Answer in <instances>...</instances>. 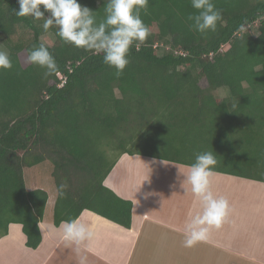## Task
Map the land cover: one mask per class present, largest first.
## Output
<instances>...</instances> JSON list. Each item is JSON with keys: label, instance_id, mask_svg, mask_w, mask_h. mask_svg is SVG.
Returning a JSON list of instances; mask_svg holds the SVG:
<instances>
[{"label": "trees", "instance_id": "16d2710c", "mask_svg": "<svg viewBox=\"0 0 264 264\" xmlns=\"http://www.w3.org/2000/svg\"><path fill=\"white\" fill-rule=\"evenodd\" d=\"M79 3L103 19L107 0ZM214 3L223 19L201 34L190 27L191 0H149L141 18L151 34L130 50L117 78L102 54L64 43L43 20L16 15L18 0H0V43L12 61L0 69V238L19 223L25 245L40 244L48 194L28 189L24 170L43 161L56 188V226L86 209L129 228L132 202L104 180L125 153L190 166L195 160L180 157L173 137L191 136L195 153L207 136L220 147L207 151L218 161L213 172L264 182V0ZM41 43L58 66L47 77L27 62ZM163 138L170 145L161 148ZM61 184L65 195L57 198Z\"/></svg>", "mask_w": 264, "mask_h": 264}, {"label": "crops", "instance_id": "0c3cea01", "mask_svg": "<svg viewBox=\"0 0 264 264\" xmlns=\"http://www.w3.org/2000/svg\"><path fill=\"white\" fill-rule=\"evenodd\" d=\"M141 156L122 154L104 180L132 202L129 228L85 209L78 217L95 223V235L76 245L62 238V222L56 226L43 214L42 239L32 249L21 225L10 223L0 238V264H15L21 256L22 264H79L80 256L86 264H264V196L216 187L232 179L247 185L244 191L263 192L264 182L212 172L211 190L229 201V215L219 229L211 228L206 241L187 248L185 226L201 211L186 180L189 165ZM150 242L155 243L151 252L159 245L161 254L149 252Z\"/></svg>", "mask_w": 264, "mask_h": 264}, {"label": "clouds", "instance_id": "9594fccd", "mask_svg": "<svg viewBox=\"0 0 264 264\" xmlns=\"http://www.w3.org/2000/svg\"><path fill=\"white\" fill-rule=\"evenodd\" d=\"M18 4L16 15L43 20V29L48 31L55 28L64 43L95 55L102 54L103 63L116 70L117 78L130 63V50L135 47L138 52L139 45L151 34L141 18L142 10L147 12L149 0H107L105 15L99 22L96 11L81 5L79 0H18ZM191 6L197 12L188 18L192 21L190 27L201 34L215 32L223 16L221 10L215 7L214 0H191ZM27 62L45 69V77L52 75L58 67L54 56L43 43L29 51ZM11 68L10 54L0 50V69ZM217 163L213 152H202L189 166L186 180L191 192L200 201L201 211L193 215L185 226L184 246L187 248L206 241L211 228L219 229L229 215V201L223 196L214 195L211 190L210 177ZM66 187V184H61L57 188V198L64 197ZM95 227L94 222L77 217L63 221L59 231L65 241L80 245L93 239ZM86 259L80 256L79 264H86Z\"/></svg>", "mask_w": 264, "mask_h": 264}, {"label": "rangeland", "instance_id": "374dc122", "mask_svg": "<svg viewBox=\"0 0 264 264\" xmlns=\"http://www.w3.org/2000/svg\"><path fill=\"white\" fill-rule=\"evenodd\" d=\"M41 41L47 45H50L53 41V37L50 34H44L41 37ZM0 50L8 52L6 46L3 45L2 43H0ZM203 83H205V82L203 81ZM224 93L225 92L222 89L218 90V94H219L218 96H222V95H224ZM173 138H174L172 140L173 146L182 150V152L180 153V157L184 158V159L195 160L196 155L199 154V153H196L197 150H200V152H207L208 150H212L215 153H220V151H219L220 147H218L217 145H213V144L209 145L208 144V142L206 141V139H208L207 136H202L201 138H198L197 141L195 142L194 151L196 154L191 153L189 151V149L192 150V141H191L192 137L191 136L189 138H186V139H181L179 137H177V138L173 137ZM163 142H167V144H169L170 140L165 141L163 138L162 143H161V148L165 144ZM143 158H145V157H143ZM183 168H185V167H183ZM24 180H25L26 187L28 189L42 188L47 192L48 199H47V203H46L45 210H44V219L51 220L52 216H53L54 201L56 198V188L54 186L53 179L51 176V164H50V162L49 161H43V162L38 163L34 166L25 168ZM216 187H217V189L225 187V189H231L233 191L244 193L245 195L247 193V196L252 195V193L255 196L259 195L258 198H262L264 196V191L263 192H257V191L251 192L250 190L244 191L245 188L247 187V185H243L242 183L240 185H238V183H236V181L234 182V180H232V179H228V181H226V185L225 184H222V185L218 184V185H216ZM212 188H214L213 185H212ZM154 244L155 243L150 242L149 252L151 254H154V256L156 254H161V250L159 249L160 248L159 245H157L158 246L157 251L151 252V247ZM22 259H23V257L21 256L15 264H22L23 263Z\"/></svg>", "mask_w": 264, "mask_h": 264}]
</instances>
